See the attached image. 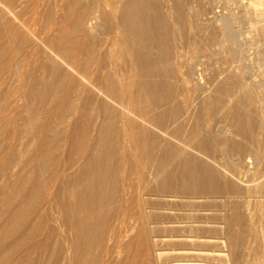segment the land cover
<instances>
[{
  "label": "bare ground",
  "instance_id": "bare-ground-1",
  "mask_svg": "<svg viewBox=\"0 0 264 264\" xmlns=\"http://www.w3.org/2000/svg\"><path fill=\"white\" fill-rule=\"evenodd\" d=\"M44 2L0 0V264H264V115L237 17L240 71L205 93L182 1Z\"/></svg>",
  "mask_w": 264,
  "mask_h": 264
},
{
  "label": "rangeland",
  "instance_id": "rangeland-1",
  "mask_svg": "<svg viewBox=\"0 0 264 264\" xmlns=\"http://www.w3.org/2000/svg\"><path fill=\"white\" fill-rule=\"evenodd\" d=\"M113 1L123 2L126 0H113ZM164 1H165L166 6L164 7L163 12H164V15L169 16V5H173V0H164ZM179 1H182L184 3V7L190 17L189 21L187 22V25L184 27L180 26L177 31V41H178L179 49L182 52V61H185L186 63L195 62L196 65L199 63L197 65V67L198 66L199 67L198 68L196 67L198 69L196 77L199 78L200 83L203 84L205 93L211 92V90L214 88L217 81L223 82L226 79H228L227 76L229 77L230 75H232L231 77H234V74H237L239 73L238 71H240L238 69L239 67L237 66L238 63H235V65L234 63L232 64V62L228 60L230 59V55L227 56L225 54L226 52L228 54L231 52L229 49H227L229 52L224 51L226 48H229L227 47L229 45H227L228 43L222 34L224 14H225V17H227L230 14H234L237 17L238 24L234 25L235 26L234 29H236V31L240 29V31L243 33L239 39L240 48L242 47L240 52H241V56L243 55L242 56L243 63L245 64L244 68L247 66L246 70L248 69L247 78L245 79L246 81L244 82L246 84L248 83L249 87L251 86L250 89L253 92V96H254L253 104H252L253 110L257 111L260 108L258 111L262 110L263 115H264V68L261 66L262 61L259 60V55L257 51L258 47L257 45L255 46V39L260 38L261 42H263L262 46L264 48V45H263L264 44V34L263 32H261L262 30H260L261 29L260 27L264 26V21L260 23L257 22L256 18L253 17L252 13L251 14L249 13V9L246 8L247 5L250 3L256 5L259 8H264V0H261V2L260 0H179ZM48 2L52 3V0L51 1L46 0V2L44 3L48 4ZM244 5L246 6L245 8H244ZM226 12H227V15H226ZM245 12L249 13V15L246 14ZM145 13L147 15L152 14L151 10L149 11L147 10ZM249 19L253 23H251ZM243 51H245L246 53L244 52L242 54ZM224 56L225 57L227 56V57L225 58ZM227 61L231 62L233 66H231V64L229 65ZM17 76H16V79L18 80L20 78V75L18 77ZM20 108L21 106L18 108V110ZM21 110H23V108L20 109L19 111ZM226 126H228L227 127L228 128L227 130L229 131L228 133H231L230 130L232 129V126L230 125V123H226ZM9 128L12 129V127H9ZM262 136H264V134H262ZM236 137L238 138V136ZM124 148H125L124 153L125 154L127 153L126 156H130L129 154L131 152H134L133 146L130 142H128ZM251 166L253 167L254 165H251ZM251 166L248 168H242V167L240 168L241 173H238V176L236 178L239 180V182L243 181L245 183L248 180V177H250V175L252 174L251 171L254 172L253 170L254 167L251 168ZM245 170L247 172L249 171V173H247ZM145 172H144L145 174H148L149 170L146 169ZM133 177H136V175H134ZM54 189H55L54 186L51 187V190H54ZM180 208L185 209L187 207L181 206ZM249 209H248L249 210L248 212H250L248 213L249 215L257 213L255 202L250 204ZM261 209L264 211V204L262 205ZM260 215L257 214L258 217L255 216L256 218L254 217L252 219L253 222L252 221L251 222L259 223L261 218L264 220V217ZM254 220L256 222H254ZM51 224H55V223H51ZM256 225L258 226V224ZM245 237H247V241L250 239L249 235ZM255 246H257V248L258 247L260 248V245H258V243ZM242 252H243L244 260H248L250 262L253 261V259L251 258V255L253 253L252 251H249V249L244 248ZM233 262L231 261L230 263L233 264Z\"/></svg>",
  "mask_w": 264,
  "mask_h": 264
}]
</instances>
